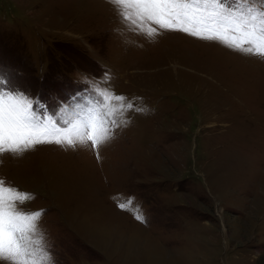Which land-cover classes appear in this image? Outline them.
Instances as JSON below:
<instances>
[{
    "label": "rangeland",
    "instance_id": "374dc122",
    "mask_svg": "<svg viewBox=\"0 0 264 264\" xmlns=\"http://www.w3.org/2000/svg\"><path fill=\"white\" fill-rule=\"evenodd\" d=\"M0 70L60 127L61 101L97 106L93 82L135 106L97 150L0 154L52 264H264V57L149 38L109 0H0Z\"/></svg>",
    "mask_w": 264,
    "mask_h": 264
},
{
    "label": "snow or ice",
    "instance_id": "6c2138e0",
    "mask_svg": "<svg viewBox=\"0 0 264 264\" xmlns=\"http://www.w3.org/2000/svg\"><path fill=\"white\" fill-rule=\"evenodd\" d=\"M130 30L153 38L159 30L180 31L209 41H219L244 54L264 57V0H109ZM232 5H236L233 7ZM155 24L158 27H153ZM100 100L96 107L84 108L76 96L61 101L64 127L55 120L39 119L30 98L0 70V154H20L37 144L56 143L76 148L91 146L97 150L113 138L123 114L134 109L127 97L110 89L91 85ZM140 110V109H136ZM117 113L121 121L117 120ZM71 125V128L68 127ZM0 179V259L10 264H52L45 237L39 229L43 210L24 211L33 199ZM125 203L118 207L126 208ZM136 219L142 220L141 215Z\"/></svg>",
    "mask_w": 264,
    "mask_h": 264
}]
</instances>
